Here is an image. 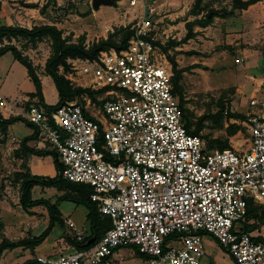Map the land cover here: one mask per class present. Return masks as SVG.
<instances>
[{"label":"built area","instance_id":"1","mask_svg":"<svg viewBox=\"0 0 264 264\" xmlns=\"http://www.w3.org/2000/svg\"><path fill=\"white\" fill-rule=\"evenodd\" d=\"M137 4L125 49L69 58L68 70H59L73 86L102 91L96 96L102 118L87 115L79 98L50 111L36 103L26 110L59 154L62 176L88 185L110 220L90 247L40 255L37 264H104L119 246L134 247L145 264H201L207 235L235 264H264V234L254 236L241 223L249 200L264 204V77L240 122L251 132L247 149L208 148L185 128L171 65L153 44L156 0H129V7ZM15 106L0 95V109ZM65 223L82 241L75 223Z\"/></svg>","mask_w":264,"mask_h":264},{"label":"rangeland","instance_id":"2","mask_svg":"<svg viewBox=\"0 0 264 264\" xmlns=\"http://www.w3.org/2000/svg\"><path fill=\"white\" fill-rule=\"evenodd\" d=\"M161 0H156V13L152 20L154 28L152 35L155 40L165 44L168 41H177L174 48H169L168 52L173 56L178 66L185 68L180 83L184 94V107L189 120L195 123L198 119L203 120V129L200 136L207 146L212 139H225L229 141V146H234L242 151L246 150L250 140L251 132L249 128L240 124L241 120L236 119L241 125V130L234 135H228L226 127L229 123H236L231 118L222 122L215 121L211 115L219 108L218 100L222 99L224 105L230 112L245 114L249 111L248 98L256 92L259 81L264 77V0H260L243 10H235L233 16L215 17L214 22L207 28L199 26L196 36L182 43L181 39L186 33L185 25H180V20L193 18L190 15V3L194 0H170L167 7H159ZM62 7H56L52 0H48V8L52 10L49 16L50 21L57 22L62 27L71 41H77L78 37H83L86 46L101 38H106L110 32L121 26L133 25L139 15L140 7H129V0H115L111 5L101 4L97 10H93L91 0H60ZM204 11L195 17H203L207 10L226 7L231 4L230 0H202ZM128 10L124 16L123 12ZM229 9V8H228ZM175 12L179 16H175ZM119 39V36L115 37ZM17 43H16V42ZM13 41L23 52L29 53L32 57L36 69L39 73L44 72V63L52 52L51 41L43 38L41 41L31 44L23 38ZM161 50V49H160ZM162 53H164L161 50ZM10 55V54H9ZM4 56L0 59V76L4 75L5 69L9 66L11 56ZM167 60L166 54L164 53ZM170 65V63L168 62ZM208 65V66H207ZM11 80L18 81L22 74L17 69L10 72ZM15 84V83H14ZM263 92V91H262ZM0 95L16 104L19 102L17 95H8L0 92ZM261 94L257 93L260 99ZM86 112L95 113L102 118L103 114L98 112V105L93 104L86 96H83ZM89 100V102H88ZM50 101V100H49ZM217 148V146H214ZM7 160L0 163L4 166L2 176H0V196L5 200V205L18 210L21 220H26L21 228V236L30 237L32 232L38 234L43 229L40 209L36 207L35 212L19 209V183L13 178L14 168L17 164ZM67 189L58 190L53 187H41L33 190V198H44L54 202L56 198ZM58 208L65 217H70L76 228L88 234V224L85 221L86 208L77 205L70 200H63L58 203ZM4 221H11L17 218L16 215L7 211L2 212ZM31 217L29 223L28 217ZM59 226H55L46 243L42 246L49 247L53 254L69 252L73 247L66 240L65 233L59 234ZM72 231V230H71ZM264 234V229L257 228L252 231V235ZM261 237V236H259ZM263 237V236H262ZM60 239V241L58 240ZM204 254L201 257V264H235L224 248L212 236L204 237ZM22 249V250H21ZM29 249V252H23ZM26 247H16L4 253V264H20L28 253L31 259L35 258L34 251ZM26 256V255H25ZM27 257V256H26ZM24 262V261H23ZM22 264V263H21ZM104 264H145L144 258L137 255L133 248L122 247L116 250Z\"/></svg>","mask_w":264,"mask_h":264},{"label":"trees","instance_id":"3","mask_svg":"<svg viewBox=\"0 0 264 264\" xmlns=\"http://www.w3.org/2000/svg\"><path fill=\"white\" fill-rule=\"evenodd\" d=\"M230 1L231 4L229 9L226 7H220L218 9L211 8L206 11L203 17H195V19L185 22L186 33L180 42L185 43L187 40L196 36L194 26L206 27L213 22L215 17L233 16L235 10L246 9L248 6L255 4L260 0ZM52 2L56 4L55 0H52ZM46 6L47 4L41 7L42 12ZM203 11L204 5L202 4V0H194V3L189 9L190 14L198 16ZM132 35L133 31L130 29L129 25L121 26L118 29H115L113 32H110L106 38H101L96 42L86 46L83 37H78L77 41H71L67 36H63V31L54 23L34 25L31 28L22 27L19 25H0V56L9 51L13 55L14 59H16L26 68L27 74L35 87V91L29 95L31 97L36 96L38 98L39 104H41L46 109V111L53 110L66 102L74 100L75 98H79L81 104L84 105L85 103L83 101V96L89 98L93 103L100 104L101 101H98L96 96L102 91H94L87 87L71 85L70 82L59 72L60 67H62L64 71H67L69 68L67 60L69 58L83 57L93 59L100 51L105 49L114 48L118 51L125 49L128 45V40ZM116 36H119V39H116ZM45 37L49 38L51 41L52 52L44 63V72L46 75L52 78L58 93V101L54 105H48L44 101L41 90V81L37 73L36 66L33 64L32 60L28 55H25L20 48L12 43L13 39L17 40L19 38H23L26 42L35 44ZM176 43L177 41L173 40L168 41L165 44L157 40L153 41V44L158 46L166 54L167 60L171 65L173 73V93L178 97L184 126L189 133L200 136V132L204 126L202 118L198 119L195 123H192L189 120L184 107V94L180 80L186 69L179 67L176 59L168 52L169 48H174L176 46ZM218 105L219 108L216 113L211 115L213 120L219 121V123L222 122L223 118L226 120H230L231 118L241 121L244 120V114L230 112L227 106L224 105L222 99L218 100ZM86 114L88 115L87 112ZM19 120H22L20 116H11L7 119H3L0 115V125L2 127ZM241 128L242 127L240 124L229 123L226 127V131L228 135L231 136L241 130ZM36 136L37 133L34 132L33 135L24 137L20 141V147L14 151L15 156H20V154L50 155L53 160L56 174L52 177L32 175L28 172L26 166L22 165L25 170L16 172L14 178L19 183V202L22 209L28 210L29 208L35 206H44L48 214V223L45 229L38 235H32L30 237H24L16 240H10L2 236L0 240V258L5 250H11L16 247H26L33 250L50 235L52 229L55 226H59V229H61V231L59 230L60 234H66L65 238L73 247V249H83L90 247L97 240H99L110 227L109 218L107 216L101 215L96 202L91 200L90 187L86 184L69 181L62 176V163L56 150H37L29 148L26 145L29 140L34 139ZM214 146H217L219 149H223L229 147V141L227 138H216L210 140L207 144L208 148H214ZM35 186L53 187L58 190L67 189L68 191L59 195L54 202H50L44 198H33L32 190ZM63 200H70L75 204L82 205L86 208L85 221L88 224V234L84 236L82 241H76V239L73 238V232L65 223V219L61 215V212L58 208V203ZM241 223L243 229L247 232H252L257 228H260L264 224V204H257L253 200H249L245 217ZM2 229L3 223L0 220V231ZM90 239H93V241L87 244ZM254 239L263 240V238L259 236L255 237ZM215 240L218 242L217 239ZM128 247L133 248L137 255L141 256L134 247ZM120 248L122 247H116L114 250H112L111 254ZM225 251L228 253L226 249ZM110 257L111 255H109L106 260H108ZM22 264H37V261L35 258L27 259Z\"/></svg>","mask_w":264,"mask_h":264},{"label":"crops","instance_id":"4","mask_svg":"<svg viewBox=\"0 0 264 264\" xmlns=\"http://www.w3.org/2000/svg\"><path fill=\"white\" fill-rule=\"evenodd\" d=\"M55 2H56L57 8L62 7L60 0H55ZM174 2L176 1L174 0ZM45 4H47V6L42 12L41 7ZM169 5H170V0H161L158 6L167 7ZM190 6H191V3H190ZM48 7H49L48 0H0V25H19L22 27L31 28L34 25L54 23L58 28L62 30V27L59 26L57 22L49 20V16L52 15V10L49 9ZM228 8H230V5L228 6ZM175 16H179V15H177L175 12ZM193 18H195L194 15H193ZM191 20L193 19L188 18L186 20H180L178 23L180 25H185V22L191 21ZM213 22H214V19H213ZM211 24H209L208 26L204 28L209 27ZM196 27L199 28V26H194V31H197ZM65 34L66 33L63 31V36H65ZM13 41H15V39H13ZM15 42H13V44H15ZM16 46L19 48L18 45ZM23 53L29 56V58L32 60L34 65L37 64L36 62L33 61L29 53L27 52H23ZM7 55L11 57L9 59V66L7 67L6 65L5 67H2L5 69V71H4V75L0 76V92L1 91L5 92L10 96L13 94L17 95L19 98V102L15 104L16 105L15 109L12 112L0 109V115L2 116L3 119H7L11 116H20L22 120L16 121L11 124H7L3 127L0 125V163L2 164V163H5L7 160H10V161L12 160L15 162L14 164H17L14 168L13 178L16 172L25 170L22 167V165H25L28 172L32 175L52 177L56 174V171L54 169L53 160L50 155H35V154L22 155L20 154V156H15L14 154V151L20 147V141L24 137L31 136L33 135L34 132H36L34 127L27 121L26 110L28 109L29 104H33V103L39 104V102L36 96L31 97L29 95L30 93L35 91V87L27 74L26 68L20 62L14 59L13 55L9 51L4 53L2 56H0V59ZM13 69H17L18 72L22 74V78L16 82L15 80H11L12 77H9V74L10 72H12ZM37 73L41 81V90H42L45 103L48 105H54L58 101V93L54 85V82L52 81V78L46 75L45 73H39L38 70H37ZM88 114L91 116H95V115L97 116V114L95 113L89 112ZM26 145L29 148H33L37 150L52 149V147L47 143V141L43 140L38 134L34 139L29 140L26 143ZM2 170H4V166H0V176H2ZM36 187L41 188V186H35L33 190L36 189ZM33 190H32V193H33ZM5 203L6 202L3 199V197L0 196V220L3 223V229L0 231V240L2 236L10 240H16V239L23 238L20 235L23 230L21 226L26 220L25 219L21 220L20 212L18 210L15 211V209H13L11 206L5 205ZM36 207L38 206L29 208L27 211L35 212ZM20 208L21 207L19 205V209ZM38 208H42L40 209L42 223L47 226L48 214H47L46 208L44 206H39ZM3 211L12 213L16 215L17 218L6 222L4 221V216L2 214ZM31 217L32 216L28 217L29 223L33 222V221L31 222L32 220ZM62 217L65 219L64 216ZM67 218L73 221L70 217H67ZM45 227L43 226V229L41 230V232L45 229ZM34 233L35 232L33 231L32 235L39 234V233L38 234H34ZM47 240H48V237L40 245L36 246L31 251V252L34 251L35 258L40 255L53 254V251L52 250L50 251L49 247L42 246V244L46 243ZM58 240L60 241V239ZM6 251L7 250H5L2 253V256L0 258V264H4L3 256ZM26 251L29 252L30 250L25 249L23 252H26ZM25 255H24L25 259L23 261L27 259H31V258H28L29 257L28 253ZM23 261L21 263H23Z\"/></svg>","mask_w":264,"mask_h":264},{"label":"water","instance_id":"5","mask_svg":"<svg viewBox=\"0 0 264 264\" xmlns=\"http://www.w3.org/2000/svg\"><path fill=\"white\" fill-rule=\"evenodd\" d=\"M115 0H91V6L93 10H97L101 4H113ZM93 239H90L87 244L91 243Z\"/></svg>","mask_w":264,"mask_h":264}]
</instances>
